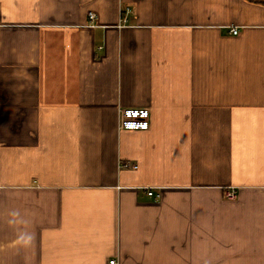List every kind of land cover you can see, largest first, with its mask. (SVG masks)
I'll list each match as a JSON object with an SVG mask.
<instances>
[{
  "label": "crops",
  "instance_id": "obj_1",
  "mask_svg": "<svg viewBox=\"0 0 264 264\" xmlns=\"http://www.w3.org/2000/svg\"><path fill=\"white\" fill-rule=\"evenodd\" d=\"M112 260L264 264V0H0V264Z\"/></svg>",
  "mask_w": 264,
  "mask_h": 264
},
{
  "label": "built area",
  "instance_id": "obj_2",
  "mask_svg": "<svg viewBox=\"0 0 264 264\" xmlns=\"http://www.w3.org/2000/svg\"><path fill=\"white\" fill-rule=\"evenodd\" d=\"M127 13H131L130 9L126 10ZM96 18L95 13H90V20L93 21ZM127 20H125L126 22ZM232 34L237 35L238 29L233 28ZM149 110L147 109H124L120 113V129L122 130H147L149 129ZM136 168V167H135ZM150 196H154L155 193L150 190L148 192ZM159 196V194L157 195ZM236 194L234 191L228 193L230 199L235 198ZM110 264H118L116 260L110 261Z\"/></svg>",
  "mask_w": 264,
  "mask_h": 264
}]
</instances>
